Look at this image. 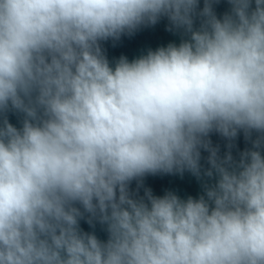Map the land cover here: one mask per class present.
<instances>
[{"label": "clouds", "instance_id": "9594fccd", "mask_svg": "<svg viewBox=\"0 0 264 264\" xmlns=\"http://www.w3.org/2000/svg\"><path fill=\"white\" fill-rule=\"evenodd\" d=\"M220 3L0 0V264H264V0ZM162 19L179 44L110 61Z\"/></svg>", "mask_w": 264, "mask_h": 264}, {"label": "water", "instance_id": "95a60500", "mask_svg": "<svg viewBox=\"0 0 264 264\" xmlns=\"http://www.w3.org/2000/svg\"><path fill=\"white\" fill-rule=\"evenodd\" d=\"M229 6L226 0H221V3L216 7L218 16H222L224 12L228 10ZM168 22L166 19H162L155 26L142 29L132 38H124L120 44L116 47L112 46L111 41L104 42L103 47L106 50L108 58L114 60L120 55H126L130 60L139 56L142 52L146 51L148 47L153 50L160 46H167L168 43L179 44L181 37L178 34H174L167 30ZM10 122L20 127V117L16 114H9ZM211 139L213 144H219L221 147V154L225 151V141L218 135L212 134ZM235 147L233 148L234 157L238 158V152L243 151L247 147H251L244 139L243 133H240L235 140ZM208 154L202 152V157H206ZM202 164L206 167L205 160L202 159ZM144 186L152 189L154 195H163L165 191H173L182 199H186L188 196L198 198L202 194L201 181H198L191 173L185 172L181 175H157L149 176L144 179ZM136 187L135 182L132 184V188ZM143 195V189L139 193ZM81 227L84 231L92 232L101 240L107 239V234L103 230L102 226L97 224L95 228L90 227L84 221H81Z\"/></svg>", "mask_w": 264, "mask_h": 264}]
</instances>
